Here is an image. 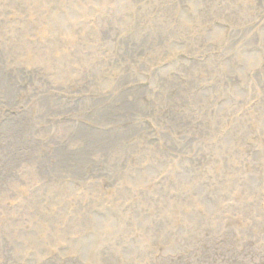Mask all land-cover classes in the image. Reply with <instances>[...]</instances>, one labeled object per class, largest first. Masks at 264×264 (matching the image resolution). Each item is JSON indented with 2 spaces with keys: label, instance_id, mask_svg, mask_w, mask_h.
<instances>
[{
  "label": "rangeland",
  "instance_id": "1",
  "mask_svg": "<svg viewBox=\"0 0 264 264\" xmlns=\"http://www.w3.org/2000/svg\"><path fill=\"white\" fill-rule=\"evenodd\" d=\"M263 230L264 0H0V264H261Z\"/></svg>",
  "mask_w": 264,
  "mask_h": 264
},
{
  "label": "bare ground",
  "instance_id": "2",
  "mask_svg": "<svg viewBox=\"0 0 264 264\" xmlns=\"http://www.w3.org/2000/svg\"><path fill=\"white\" fill-rule=\"evenodd\" d=\"M133 2V1H132ZM153 3V2H152ZM227 3V2H226ZM39 4V3H38ZM126 4V3H125ZM128 4V3H127ZM158 4V3H157ZM112 7V6H111ZM182 8V7H181ZM193 8V7H192ZM234 10V9H233ZM33 11H35V10H33ZM190 11V10H189ZM195 11V10H194ZM125 12V11H124ZM131 14V13H130ZM125 16V15H124ZM198 16V15H197ZM172 17V16H171ZM126 21V20H125ZM170 27V26H169ZM108 28V27H107ZM114 30V29H113ZM200 33V32H199ZM171 47V46H170ZM168 48V47H167ZM112 56V55H111ZM39 63V62H38ZM119 63V62H118ZM123 69V68H122ZM8 71V70H7ZM200 72V71H199ZM74 73V72H73ZM121 75V74H120ZM2 78V77H1ZM3 87V86H2ZM261 94V93H260ZM201 108V107H200ZM135 111V110H134ZM190 135V134H189ZM176 157V156H175ZM183 157V156H182ZM186 164V163H185ZM111 168V167H110ZM122 174V173H121ZM126 189V188H125ZM137 193V192H136ZM170 226V225H169ZM264 231V230H263ZM238 232V231H237ZM239 234V233H238ZM238 234H236V235H238ZM242 234H244L245 235V233H242ZM164 235V234H163ZM162 235V236H163ZM224 235V234H223ZM240 235V234H239ZM231 238V237H230ZM224 239V238H223ZM232 239V238H231ZM226 240V239H225ZM238 240V239H237ZM201 241V240H200ZM206 243V242H205ZM208 244V243H207ZM250 244V243H249ZM189 245V244H188ZM187 245V246H188ZM251 245V244H250ZM196 246V245H195ZM169 247V246H168ZM217 247V246H216ZM253 247V246H252ZM196 248V247H195ZM204 248H205V246H204ZM212 248H213V246H212ZM229 248H232L233 250V252L235 253V254H231V256H229V258L228 259H224L223 261L225 262V264H239V261L237 260V258L239 257V256H244V254L242 253V252H236V251H241V250H243V249H245V250H247V248H248V245L246 244V245H244L242 242H239V243H237L236 241H235V243H231L230 245H229ZM191 250V249H190ZM198 250V249H197ZM213 250V249H212ZM179 251V250H178ZM200 251V250H199ZM157 253L159 252V251H156ZM232 252V253H233ZM203 253V252H202ZM206 254V253H205ZM159 255V254H158ZM178 255V254H177ZM258 255V254H257ZM260 255H263V254H260ZM259 255V256H260ZM261 259H259L260 260V262H261V264H264L262 261H263V257H260Z\"/></svg>",
  "mask_w": 264,
  "mask_h": 264
}]
</instances>
